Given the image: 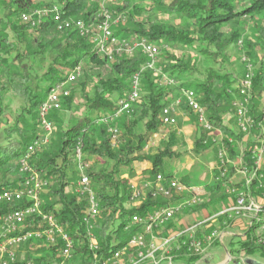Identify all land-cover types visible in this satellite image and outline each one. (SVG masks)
<instances>
[{"label": "trees", "instance_id": "trees-1", "mask_svg": "<svg viewBox=\"0 0 264 264\" xmlns=\"http://www.w3.org/2000/svg\"><path fill=\"white\" fill-rule=\"evenodd\" d=\"M61 1L0 0V6L8 10L0 18V182L5 176L16 173L17 161L26 152V147L45 135L40 128V104L50 88L66 79L68 73L80 65L76 80L67 86L69 94L61 100V107L51 110L48 117L55 126L54 137L48 145L37 149L32 163L49 180L47 192L43 195L44 210L54 213L67 233L78 240V253L73 260L89 262L91 254L82 222L88 204L86 198L79 197L74 190L79 178L76 144H80L82 158L89 164L85 174L89 176L91 189L100 204L94 233L100 252L107 253L138 232L139 227L130 223L131 215H143L188 197L187 193H181L167 199L151 198L148 190L139 208H129L128 203L129 180L135 175L137 162L149 163V167L140 173L142 179L152 180L158 173L165 178L175 176L170 172L169 161L179 156L174 150L177 130L167 128V137L154 153L145 151L144 146L150 134L160 127L162 108L178 97L182 89L194 91L196 100L214 127L223 129L229 136H240L233 131V121L228 113L237 95L234 84L244 74L237 77L222 68L208 67L202 76L194 64H189V57V60L177 57L163 46L192 48L204 59L218 64L217 58L227 57L228 48L238 44L244 35L243 26L250 21L256 39L253 41L247 37L242 42L247 50L245 55L258 58L255 48L259 41H262L260 50H264V0H116L117 4L111 9L123 11L126 20L112 28L114 35H136L159 46L160 69L174 79L175 85H160L151 77V69L141 70L146 59L140 51H135L133 56L119 53L111 59L102 58L91 42L76 30L59 32L49 19L33 26L19 19L21 12L31 13L34 9H45ZM61 10L64 17L82 19L87 25L99 21L100 6L92 0H65ZM161 14L177 18L179 23L175 26L158 23ZM253 66L250 113L259 117L264 108V56ZM139 71L141 93L132 112L112 118L116 101L130 92L131 79ZM195 74L202 78H191ZM183 75L185 79H181ZM88 86H91V94L85 90ZM77 89L83 105L74 103ZM8 91L19 101V109L4 122L1 118L7 113L4 99ZM61 109L75 112L69 111L60 118L55 113ZM183 109L198 129L193 138L194 151L203 152L209 148L214 155L215 147L209 142L202 143L207 138L206 132L198 126L191 111L186 106ZM1 125L4 126L1 128ZM111 125L121 133L117 146L110 143L107 129ZM177 179L190 184L187 177ZM204 186L207 189L205 201L184 209L183 214H197L200 219L203 211L210 214L228 203L220 185L205 183ZM217 225L213 223L211 227ZM182 228L172 220L164 226L161 234L167 236L169 231ZM114 239L118 240L115 245ZM232 239L231 254L246 257L258 254L264 258V245L252 241L249 233ZM173 259L176 263L195 264L200 258L179 252ZM55 260V254L48 252L37 262L51 264Z\"/></svg>", "mask_w": 264, "mask_h": 264}, {"label": "built area", "instance_id": "built-area-1", "mask_svg": "<svg viewBox=\"0 0 264 264\" xmlns=\"http://www.w3.org/2000/svg\"><path fill=\"white\" fill-rule=\"evenodd\" d=\"M64 1L58 5L51 4L45 9H34L31 13L21 12L19 19L30 26L49 19L59 32L76 30L91 42L102 58L111 59L119 53L133 56L135 51H140L146 59L141 70L151 69L158 76L160 85L176 84L172 77L156 67L160 51L157 45L136 35H114L112 28L126 20L123 11L111 9L116 0H92L100 6L99 21L89 25L82 19L64 17L61 10ZM238 43L242 44L240 41ZM245 67L244 75L234 84L237 95L232 103V110L228 113L233 121V131L240 136H229L223 129L214 127L208 114L196 100L194 91L182 89L178 97L162 108L160 127L150 134L145 143V151L158 147L167 137V128H177L180 109L186 106L195 116L198 126L207 134L202 143L209 142L215 147L208 184L220 185L228 203L217 211L205 213L204 218L192 225L183 226L182 230L169 231L167 236L161 234L164 226L169 221H175L184 209L205 201L206 187H194L180 182L175 176L165 178L160 173L152 180L142 179V174L138 172L129 180V208H139L148 190L151 198L167 199L181 193H187L188 197L143 215H131L130 223L139 227L138 232L120 247L101 253L94 233L100 204L91 189L90 178L85 174L89 164L82 158L80 144H76L75 160L79 178L74 190L79 197H85L88 204L82 222L85 224L87 247L91 254L89 262L73 260L78 253V240L67 233L66 227L54 213L44 210L43 195L47 192L49 180L32 163L33 154L48 142L53 130L52 121L46 118V114L61 107V100L69 94L67 86L76 80L81 66L78 65L68 73L66 79L54 84L40 104V128L45 135L26 147V152L17 161L16 173L5 176V180L0 182V264H44L37 261L48 252L55 254L56 260L51 264H175L173 257L176 253L206 258L204 252L213 245H223L222 241L226 236L245 237L247 233L252 241L264 245V108L259 117L250 113L253 70L251 64ZM139 73L140 71L134 73L131 79L130 92L116 101L112 118L117 119L123 113L129 115L132 112L141 93ZM107 130L111 146H117L121 133L112 125ZM213 223L218 225L211 227ZM113 243L117 244L118 240L114 239ZM237 259H243L242 254Z\"/></svg>", "mask_w": 264, "mask_h": 264}, {"label": "rangeland", "instance_id": "rangeland-1", "mask_svg": "<svg viewBox=\"0 0 264 264\" xmlns=\"http://www.w3.org/2000/svg\"><path fill=\"white\" fill-rule=\"evenodd\" d=\"M38 1V0H35ZM117 4V2H116ZM113 7V6H112ZM111 7V8H112ZM113 10V9H112ZM8 12V10L3 6H0V18H3V16ZM158 23L166 22V24L175 26L176 23H179V19L174 18L172 16H167L164 14H161L159 17ZM244 35L240 38L241 45L235 44L232 47H229L227 50V57L222 58L218 57V64L214 63L212 60L204 59L201 54L197 53L192 48H171L163 46L165 50H167L169 53L174 54L177 57H184L187 60L190 58V65L194 64L196 68H198V72H202L201 75L203 76L204 71L208 67L213 68H222L224 71H227L231 73L233 76L240 77L242 76L246 71V65L251 64V70H253L254 66L257 65V59L258 61L264 56V50H260V47L262 45V41H259L255 50H257V56L255 57H249L246 56V48L244 46V42H242L243 39L249 38V40H255V30L251 26V22L248 21L244 26ZM227 30V28H225ZM159 47V46H158ZM246 54V55H245ZM184 55V56H182ZM189 57V58H188ZM245 58V61H242V59ZM159 62H161V59L157 57L156 67L158 70L160 69ZM47 65V63L45 64ZM153 73V71L151 70ZM163 73V71H162ZM202 76L193 75L191 78L193 79H201ZM156 82H158V76L155 75V73L152 74V76ZM186 77L183 75L181 76V79H185ZM89 94H91V86L86 87L85 89ZM79 90H75V98L74 103L75 105H83V98L80 96ZM5 105H7V113L4 117L1 119L6 122L9 119L12 118V116L18 111L19 107V101L13 96L12 93L9 91L6 92L5 99H4ZM181 111L178 114V121H177V142L176 146L174 147V150L179 154L178 157L171 158L169 161L170 165V172L175 173L174 175L177 178H180L182 176L187 177L190 180L191 186H199L202 185L204 182L208 181L211 172H210V165L213 162V157L211 155V149H207L203 152H197L194 151V144H193V138L196 135L198 129L197 126L192 120V118L187 115L184 112V109H180ZM72 111V110H69ZM68 110L61 109L60 111L56 112L55 114L59 116L60 118H64V115L69 113ZM78 113V110H76ZM51 112V111H50ZM46 114V118L48 119L49 115L51 113ZM73 113L75 112L72 111ZM6 120V121H5ZM4 125H1V128ZM55 131V126L53 125V130L50 133V137L48 139V142L46 145H48L51 142V139L54 137L53 132ZM157 147H152L150 150V153L156 152ZM149 152V151H148ZM209 182V181H208ZM183 214V213H182ZM186 215V214H185ZM190 217H187L186 221H183L181 225H192L196 223V221L199 220V218H196L197 214H189ZM206 215V214H205ZM177 219V218H175ZM175 221H178L175 220ZM181 221V220H180ZM179 221V222H180ZM232 237V236H231ZM230 236L225 237L222 241L223 245H213L211 249H208L204 252V256L206 258L200 259L197 264H264V258L259 256L258 254H254L252 256H244L242 255L243 259H237V255H233L230 253V242L233 240ZM235 237V236H233ZM236 241V239L234 240ZM165 264V263H163ZM175 264H181V263H175Z\"/></svg>", "mask_w": 264, "mask_h": 264}, {"label": "crops", "instance_id": "crops-1", "mask_svg": "<svg viewBox=\"0 0 264 264\" xmlns=\"http://www.w3.org/2000/svg\"><path fill=\"white\" fill-rule=\"evenodd\" d=\"M177 129V128H176ZM175 129V130H176ZM211 155H212V157L214 156L212 153H211ZM214 158V157H213ZM149 167V163L147 162V161H142V162H137V164H135V166H134V174H137L138 172L139 173H141V171L142 170H144V169H147ZM175 174V173H174ZM209 181V180H208ZM208 181H206V182H204L202 185H204L205 183H208ZM183 213V212H182ZM178 214L177 215V219H178V221H177V223L179 224V225H181L182 224V222L183 221H186L187 219V217H190V215H185V214ZM205 211H203L202 213H201V215H202V218H204V216H205ZM193 214V213H192ZM196 218H199V216H197ZM202 218H200L199 220H201ZM176 219V220H177ZM181 220V221H180ZM198 220V221H199ZM180 221V222H179ZM181 226H185V225H181Z\"/></svg>", "mask_w": 264, "mask_h": 264}]
</instances>
